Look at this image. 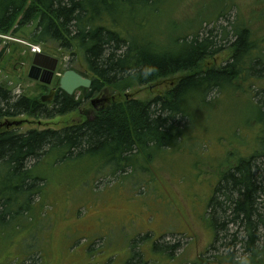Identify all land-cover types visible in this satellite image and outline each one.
Returning <instances> with one entry per match:
<instances>
[{
    "label": "rangeland",
    "instance_id": "374dc122",
    "mask_svg": "<svg viewBox=\"0 0 264 264\" xmlns=\"http://www.w3.org/2000/svg\"><path fill=\"white\" fill-rule=\"evenodd\" d=\"M153 7L141 22L140 34L153 36L154 44L166 50L178 48L181 41L176 40L192 37L200 25V37L205 38L213 28L228 29V23L242 24L257 49H264V0H155ZM32 30L33 26L15 35L0 34V86L14 98L40 101L53 88L59 90V78L68 70L91 80L79 53L72 56L55 45L33 44L28 38ZM233 42L230 37L221 43L223 50L205 67L224 66ZM33 48L38 51L33 53ZM38 53L58 61L49 86L27 77ZM182 75L143 86L128 77L88 98L91 87L78 89L71 96L80 103L74 112L52 120L20 116L7 122L18 123L15 128L21 134L61 130L87 121L110 104H147L166 97ZM251 81L215 90L204 100H189L191 119L177 125L183 131L178 147L148 148L133 160L134 170L125 168L112 176L108 166H101V154L63 162L42 160L35 168L45 180L41 196L33 199L27 216L0 229V264H126L134 253L140 264H264L262 245L253 258V253L244 255L240 245L233 247L231 259V249H217L207 209L220 175L257 150L264 112L256 103L264 76ZM235 238L241 240L239 235ZM218 239L228 244L232 236Z\"/></svg>",
    "mask_w": 264,
    "mask_h": 264
},
{
    "label": "trees",
    "instance_id": "16d2710c",
    "mask_svg": "<svg viewBox=\"0 0 264 264\" xmlns=\"http://www.w3.org/2000/svg\"><path fill=\"white\" fill-rule=\"evenodd\" d=\"M154 1L0 0V34L15 35L33 26L28 35L33 44L55 45L72 56H82L92 76L86 98L128 77L143 86L183 74L166 97L147 104L132 100L110 104L87 121L61 130L0 131V229L27 216L33 199L41 196L45 180L35 168L42 160L53 157L63 162L101 154V166H108L112 176L125 168L132 170L133 160L148 148L178 147L183 131L177 125L191 119L186 108L189 100H204L215 90L263 78L264 49H257L240 23H228V29L219 28L221 32L213 28L205 38L200 37V25L192 37L177 39L179 49L173 51L155 45L153 36H142L141 22L151 13ZM230 37L234 40L230 60L220 68H206ZM259 90L262 96L255 102L264 112V89ZM79 106L61 91L51 103L41 104L25 96L14 98L0 86V121L20 116L52 120ZM259 131L257 150L220 175L207 207L214 244L217 249H231L230 259L234 246L240 245L244 255L253 253L252 258L260 245L264 247V115ZM221 234L231 235V241L223 243L218 239ZM238 235L241 240L235 238ZM126 264H140L139 254L134 253Z\"/></svg>",
    "mask_w": 264,
    "mask_h": 264
},
{
    "label": "water",
    "instance_id": "95a60500",
    "mask_svg": "<svg viewBox=\"0 0 264 264\" xmlns=\"http://www.w3.org/2000/svg\"><path fill=\"white\" fill-rule=\"evenodd\" d=\"M58 61L55 58L43 54H35L33 56L31 66L28 72V79L33 82H38L42 85L49 86L52 83L57 68ZM92 81L90 79L83 78L75 71L68 70L63 73L59 78L58 88L68 97H71L78 89L88 90L91 87ZM55 96V89L50 90L48 95L40 97L42 104H49L53 101ZM18 126L16 122L5 121L0 128L5 127L6 130L12 127Z\"/></svg>",
    "mask_w": 264,
    "mask_h": 264
},
{
    "label": "flooded vegetation",
    "instance_id": "af4514ba",
    "mask_svg": "<svg viewBox=\"0 0 264 264\" xmlns=\"http://www.w3.org/2000/svg\"><path fill=\"white\" fill-rule=\"evenodd\" d=\"M53 89H55V96H56V94H57V92H59V90H58V89H56V88H53ZM55 96H54V97H55ZM53 100H54V99H53ZM99 110H101V108H100ZM94 114H95V113H94ZM94 114H93V115H94ZM13 129H16V128H15V127H13Z\"/></svg>",
    "mask_w": 264,
    "mask_h": 264
},
{
    "label": "built area",
    "instance_id": "2783aa9c",
    "mask_svg": "<svg viewBox=\"0 0 264 264\" xmlns=\"http://www.w3.org/2000/svg\"><path fill=\"white\" fill-rule=\"evenodd\" d=\"M36 51H38V49H36V48H33V49H32V52H33V53H35Z\"/></svg>",
    "mask_w": 264,
    "mask_h": 264
},
{
    "label": "bare ground",
    "instance_id": "6f19581e",
    "mask_svg": "<svg viewBox=\"0 0 264 264\" xmlns=\"http://www.w3.org/2000/svg\"><path fill=\"white\" fill-rule=\"evenodd\" d=\"M5 39V38H4ZM42 104V103H41Z\"/></svg>",
    "mask_w": 264,
    "mask_h": 264
}]
</instances>
